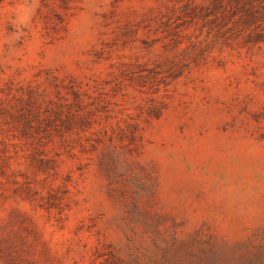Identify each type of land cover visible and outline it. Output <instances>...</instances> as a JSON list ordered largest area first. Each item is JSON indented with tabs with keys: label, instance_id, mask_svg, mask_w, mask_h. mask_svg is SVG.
Wrapping results in <instances>:
<instances>
[{
	"label": "rangeland",
	"instance_id": "374dc122",
	"mask_svg": "<svg viewBox=\"0 0 264 264\" xmlns=\"http://www.w3.org/2000/svg\"><path fill=\"white\" fill-rule=\"evenodd\" d=\"M0 264H264V0H0Z\"/></svg>",
	"mask_w": 264,
	"mask_h": 264
}]
</instances>
